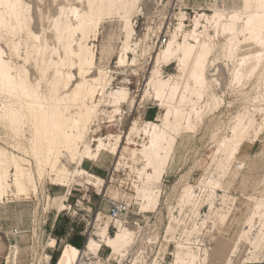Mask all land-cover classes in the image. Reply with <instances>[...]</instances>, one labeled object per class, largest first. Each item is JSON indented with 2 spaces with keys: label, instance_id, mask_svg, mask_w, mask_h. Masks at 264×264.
Listing matches in <instances>:
<instances>
[{
  "label": "rangeland",
  "instance_id": "374dc122",
  "mask_svg": "<svg viewBox=\"0 0 264 264\" xmlns=\"http://www.w3.org/2000/svg\"><path fill=\"white\" fill-rule=\"evenodd\" d=\"M86 1L26 0L38 43L55 48L53 25L61 5L83 10ZM261 1L138 0L130 17L132 50L124 65L119 54L126 41L125 24L115 12L102 19L90 42L97 69L88 79H106L108 84L101 100V85L94 89L97 110L87 134L90 154L83 149L75 158L65 151L57 157L64 182L49 168L40 178L31 147L18 150V142L31 146L33 128L25 125L24 136L16 138L2 116L0 96V149L8 157L24 159L37 186L28 195L19 194L13 168L6 173L7 184L0 188V264H14L15 257L17 264H58L68 244L81 250L77 264H177L179 256L189 254L194 258L186 264H264V31L262 42L244 40L240 33L230 53L226 30L222 39L212 37L213 22L204 16L217 15L212 18L227 25L240 14L241 28L248 12H264ZM197 20L198 33L211 48V86L202 99L190 96L178 106L186 74H177L175 58L159 62V54L170 41L172 49L183 42ZM164 38L167 42L161 45ZM20 47L23 51L24 43ZM154 74L157 80L180 82L175 100L151 88ZM32 77L39 80L36 74ZM80 81L71 83V91ZM188 88L197 89L192 81ZM119 91L127 99L118 106L111 94ZM168 110L172 118L165 126ZM180 111H186L181 119ZM155 131L167 133L172 143L169 156L161 154L168 160L163 174L148 167ZM146 181L151 194L142 198L139 186ZM118 204L127 209L114 220L110 213ZM126 227L133 233L131 244L112 253L102 234L115 237ZM14 229L19 231L16 236ZM91 238L102 245L97 256L87 253Z\"/></svg>",
  "mask_w": 264,
  "mask_h": 264
},
{
  "label": "bare ground",
  "instance_id": "6f19581e",
  "mask_svg": "<svg viewBox=\"0 0 264 264\" xmlns=\"http://www.w3.org/2000/svg\"><path fill=\"white\" fill-rule=\"evenodd\" d=\"M25 1L0 0V96H4L1 100L2 116L11 131L15 133L16 138L24 136L25 125L33 128V133L29 130L30 134H33V137L30 136L33 138L32 142H29L32 143L31 146L24 148L18 142L16 147L25 152V149L31 147V151L37 159L38 169L36 170L39 171L40 178L45 169L49 168L56 174V179L59 182H64L66 176L57 169V157L62 151H65L75 158L83 149L85 154H90L87 134L97 110V105L94 103L96 92L94 89L101 85L102 91L99 94L101 100L104 98L108 84L106 79H88L97 69L96 52L90 42L95 39L93 37L97 35L96 30L101 20L115 12L120 15L117 17L122 18L127 33L126 41L119 54V64L127 63L132 50L131 40L134 33L130 17L138 0H87L83 10L73 7L74 5L63 6L62 4L59 16L57 17V14V18L53 17V35L57 43L55 48L48 44L38 43L40 37L31 28V22L34 19L30 11L31 6L27 5ZM261 2L263 3V0ZM204 16L213 22L212 37L222 39L224 30H226L229 36L227 46L230 53L240 33L246 35L244 40L262 42L264 31V12L262 11L248 12L244 18L242 29L239 25L242 20L240 14H235L227 25L222 20L216 21L212 18L217 15ZM183 25L181 22L179 29ZM200 27V20H197L194 30L184 36L183 42L172 49V41H170L166 45L168 48L159 54V62L162 59L169 61L175 58L179 63L177 74L181 76L186 74L182 93L180 92L181 94L176 97L178 106L186 104L190 96L195 100L202 99L203 94L211 86L207 75V56L211 48L205 45L202 34L198 33ZM22 43L25 46L23 51L20 47ZM27 66H30L33 71H30ZM64 67L77 73L73 74L70 71L66 73L63 71ZM156 72L158 74L159 71ZM33 74L38 75L39 80L36 82L32 80ZM78 80L82 81L71 91V83ZM190 81L194 82L197 87L195 91L188 88ZM149 85L156 89L160 97L163 94H168L174 100L176 92H179L181 87L180 82L157 80L155 74L149 79ZM111 96L118 106L127 99L126 94L122 91L113 92ZM193 102L195 101L193 100ZM193 107L195 106L193 105ZM185 114L186 111H180V119ZM171 118L172 112L168 110L165 126L169 125ZM151 136L152 145L149 149L148 167L157 169L163 174L168 160L166 157H161V154L165 153L168 157L172 143L165 132L155 131ZM101 145L102 141L99 147H102ZM0 151V188L3 189L7 184L6 173L10 168H13L14 186L19 194L28 195L31 189L36 191L35 178L25 166L24 159L16 155L8 157L6 152L5 154L2 149ZM154 171L156 172V170ZM148 177L149 181L151 177ZM148 181L139 186V197L150 196ZM184 193H186L185 190ZM132 236V231L126 227L120 230L115 237L108 236L104 232L102 242L112 253H121L131 244ZM56 245L57 240L54 239L50 247L54 248ZM101 247L100 243L91 238L87 241L86 250L89 255L97 256ZM80 256L82 257L81 250L68 244L62 250L58 264H77ZM184 257L179 256L177 264H186L187 258L188 260L191 257V260L194 258L190 254ZM47 258H50V255ZM16 261L15 257L14 264H17Z\"/></svg>",
  "mask_w": 264,
  "mask_h": 264
},
{
  "label": "built area",
  "instance_id": "2783aa9c",
  "mask_svg": "<svg viewBox=\"0 0 264 264\" xmlns=\"http://www.w3.org/2000/svg\"><path fill=\"white\" fill-rule=\"evenodd\" d=\"M166 42H167L166 38H164L163 40H160L161 45L165 44ZM126 209L127 208L124 204H118L117 206H115V208L113 210H111V213H110L111 218L114 220H118L122 216V214L126 211ZM18 234H19L18 229H14L12 231L13 236H16ZM14 248H16V246L11 245V249H14ZM101 260L103 261V259H101Z\"/></svg>",
  "mask_w": 264,
  "mask_h": 264
},
{
  "label": "trees",
  "instance_id": "16d2710c",
  "mask_svg": "<svg viewBox=\"0 0 264 264\" xmlns=\"http://www.w3.org/2000/svg\"><path fill=\"white\" fill-rule=\"evenodd\" d=\"M75 245H76V244H75ZM76 246H77V245H76ZM78 247H80V246H78ZM57 258H58V257H54V259H53V260H54V263L57 262Z\"/></svg>",
  "mask_w": 264,
  "mask_h": 264
}]
</instances>
